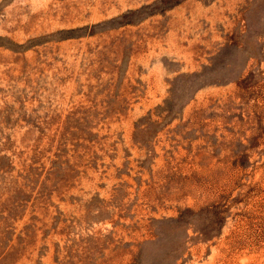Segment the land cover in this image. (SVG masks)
Instances as JSON below:
<instances>
[{"label": "rangeland", "instance_id": "1", "mask_svg": "<svg viewBox=\"0 0 264 264\" xmlns=\"http://www.w3.org/2000/svg\"><path fill=\"white\" fill-rule=\"evenodd\" d=\"M0 264H264V0H0Z\"/></svg>", "mask_w": 264, "mask_h": 264}]
</instances>
